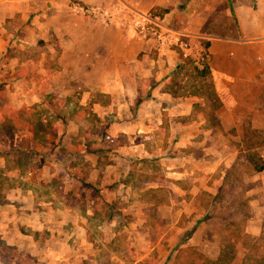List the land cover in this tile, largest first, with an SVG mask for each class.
I'll return each instance as SVG.
<instances>
[{"label":"crops","instance_id":"1","mask_svg":"<svg viewBox=\"0 0 264 264\" xmlns=\"http://www.w3.org/2000/svg\"><path fill=\"white\" fill-rule=\"evenodd\" d=\"M71 1L157 13L207 52L204 76L175 72V51L76 15ZM188 77L197 84L184 90ZM0 94L45 122L5 137L11 119L0 113V173L14 176L0 180V264H124L114 238L127 234L132 252L128 236L146 237L155 215V245L135 244L132 264H143L160 240L188 231H165L192 203L169 218L175 195L200 188L211 200L237 150L264 191V0H0ZM131 136L156 148L122 143ZM252 152L259 170L245 159ZM200 154L229 161L214 184L203 182L219 160L197 167ZM149 187L156 194L144 200ZM166 187L179 193L166 197Z\"/></svg>","mask_w":264,"mask_h":264},{"label":"rangeland","instance_id":"2","mask_svg":"<svg viewBox=\"0 0 264 264\" xmlns=\"http://www.w3.org/2000/svg\"><path fill=\"white\" fill-rule=\"evenodd\" d=\"M190 79L191 77H188L183 82L181 81V84L184 85V90L188 88L189 82L196 86L197 83ZM43 115L44 114H42V116ZM214 127L218 128V126ZM3 132L5 137L13 136L7 129ZM6 141L8 140L6 139ZM12 143H14V140H12ZM122 143L135 144V149L137 150L139 148L142 151H148L150 147L156 148V145L150 146L149 144H147L146 147V144H144L145 142L141 141V139H134L132 136L129 140L123 139ZM148 143H150V141H148ZM237 143L238 142L235 140L229 141L230 147L239 149V143ZM162 144L168 146L169 143L163 142ZM240 154L241 153L237 150L235 156L233 155L230 160L234 162V169L227 178V183H230L229 193L222 197L221 201L215 203V205L210 203V206H208V202L211 201L209 199L210 197L207 191L205 193L200 192V188H196L195 190L188 188L190 191L187 192V194H185L184 190H180L179 193L178 189H174V192L180 194L178 196L175 195L174 192L172 193V186L164 189L163 195H166V197L174 194L178 198V200L173 203L174 205L170 212L165 210L166 216L170 214L169 218L174 215L177 216L180 212L179 209H183L186 206L185 203L187 199L193 198L190 204L191 207L184 208L185 211L179 213L180 215L176 222L167 224L165 229L166 233L173 235L180 232L183 233L185 230L191 228L190 236L182 243L174 240V236L171 240L166 238L160 240L159 245L156 247L154 246L147 254V257H141L139 262L143 264H203L201 260H198V254L200 252L210 260H216L221 255V259L214 264H264V191H258L260 184H254L257 180L252 179L251 172L242 169L243 159ZM8 159L12 160L13 158L10 157ZM26 160L27 159H25V161ZM196 160L197 167H200L201 164L207 161L219 160V164L212 172L210 180L204 179L203 183L209 181L210 184H214V182L218 180L220 170L225 168L226 164L229 163L228 160L221 159L219 155L211 157L209 155L203 156L200 154ZM223 160L226 163H223ZM151 165L152 164L145 166L149 172L148 174L153 171ZM153 165L159 166L156 165L155 162H153ZM204 174L205 173H201L200 175ZM5 178L9 179L10 183L14 180V176L11 174L7 175L5 173V175H1L0 173V180H4ZM234 181L239 184H231ZM209 183L206 185L209 186L211 191V188L214 186ZM149 188L152 191L144 194V200H151L156 194L154 193L155 190L151 187ZM161 194L162 193L158 191V195L162 196ZM255 200L261 201L262 205L255 203ZM189 210L191 213L187 215ZM193 215L200 218V220L195 222L196 219L193 218ZM203 215H205V218L201 219ZM147 221L148 227L146 228V237L137 234L128 236L129 239H133L136 242L133 243L134 250L135 244H148L149 247L155 245L156 239L153 240V230L156 225L160 228V225L155 215L150 216ZM126 235L127 234L120 232L119 235H116L114 238L116 242L115 247L118 250L117 257L118 260L123 261L124 264H132L136 258L139 257V253H136L134 250L131 252L128 249V245L125 243ZM3 254L5 256L7 255L6 252ZM162 258H164L163 261H161Z\"/></svg>","mask_w":264,"mask_h":264},{"label":"built area","instance_id":"3","mask_svg":"<svg viewBox=\"0 0 264 264\" xmlns=\"http://www.w3.org/2000/svg\"><path fill=\"white\" fill-rule=\"evenodd\" d=\"M72 13L96 21L105 26L117 25L140 40H150L154 50H173L179 57L192 60L202 67L208 55L202 46L195 42L190 33L166 25L161 16L151 10H141L117 1L109 6L82 4L71 1Z\"/></svg>","mask_w":264,"mask_h":264},{"label":"trees","instance_id":"4","mask_svg":"<svg viewBox=\"0 0 264 264\" xmlns=\"http://www.w3.org/2000/svg\"><path fill=\"white\" fill-rule=\"evenodd\" d=\"M186 70H189V72H193L194 75L197 76H204L205 72H206V68L202 67V68H197V66H195L191 60H189L188 58H181L180 57V61L178 64H176L175 66V72H184ZM5 109L7 115L9 116V118L11 119V124L10 126L3 128L2 130L4 131L5 129L9 130V133H11V129L18 127L17 125H20L21 127H26L29 129H33L34 127L37 126V128H41L42 126H44L45 122L40 121L39 119V112H43L42 110L40 111H36L33 112L31 109L29 108H24L23 106L20 108H13L10 106L5 105V100L4 97L0 94V113L1 111ZM2 118L1 114H0V119ZM254 153H250L247 156H245V159L249 160L250 162H252V167L254 169H261L262 165L259 164L256 159H254V163H253V159L252 157ZM230 190V186L229 184H220L216 191L214 192V194L211 196V201L210 203H213L215 205V203H218L221 201L222 197L226 196V194L229 193ZM208 206H210V204H208ZM205 215H203L201 217V219H204ZM223 220V219H222ZM190 235V230L185 231L180 239V242H184L185 239H187ZM221 259V255L220 257H218L216 260H209L207 258H205L202 254H198V260H201L203 262V264H214L217 261H219Z\"/></svg>","mask_w":264,"mask_h":264}]
</instances>
